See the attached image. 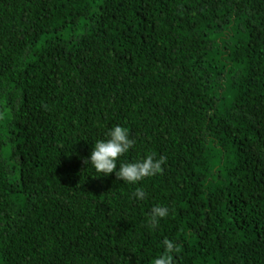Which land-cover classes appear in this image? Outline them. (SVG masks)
<instances>
[{
    "label": "trees",
    "instance_id": "trees-1",
    "mask_svg": "<svg viewBox=\"0 0 264 264\" xmlns=\"http://www.w3.org/2000/svg\"><path fill=\"white\" fill-rule=\"evenodd\" d=\"M115 126L117 171L162 173L85 165ZM165 239L264 264V0H0V264H154Z\"/></svg>",
    "mask_w": 264,
    "mask_h": 264
},
{
    "label": "clouds",
    "instance_id": "clouds-1",
    "mask_svg": "<svg viewBox=\"0 0 264 264\" xmlns=\"http://www.w3.org/2000/svg\"><path fill=\"white\" fill-rule=\"evenodd\" d=\"M109 139L97 141L91 150L90 157L84 160V164H91L99 177L108 176L115 172L117 180H122L130 184H135L146 177L154 176L162 173V165L166 163L165 157L155 158L154 154H149L141 161L132 163H121L117 171L116 161L131 149L135 143L130 138L127 128L115 126L108 133ZM140 200L145 199L146 193L137 188L133 193ZM168 208L157 205L152 208L149 217V225L155 228L159 220L167 217ZM165 246L164 254L154 260V264H173L172 255L174 251H178V247L167 239L163 241Z\"/></svg>",
    "mask_w": 264,
    "mask_h": 264
}]
</instances>
